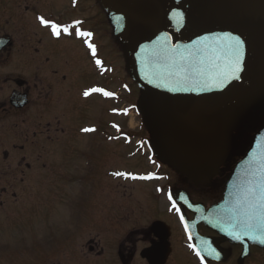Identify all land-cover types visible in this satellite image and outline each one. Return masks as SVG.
<instances>
[{
	"label": "flooded vegetation",
	"instance_id": "flooded-vegetation-1",
	"mask_svg": "<svg viewBox=\"0 0 264 264\" xmlns=\"http://www.w3.org/2000/svg\"><path fill=\"white\" fill-rule=\"evenodd\" d=\"M42 1L44 0H0V70L7 63H13V66L16 64V69L21 68L5 74L0 71V213L5 212L11 206L20 204L19 202L22 200L32 203L30 199L39 196L41 191L48 189V183L56 186L53 194L58 201L67 204L71 203L68 201L73 200V205L77 206L82 200V194L76 188L80 185L83 187L82 191L87 193L85 200L91 204L90 207L95 215L90 220L91 224L88 227L101 220L106 228L99 230L97 235L92 234L93 230H85L84 234L80 232L78 235L67 238L66 244L59 247L61 250L68 247L71 250H76V244L79 246V242H82L81 250L85 257H90L91 261L83 262L84 259L80 256L81 260L78 264H264V248L252 244L253 242L246 235L245 237L241 235V240L234 244L209 229L205 224H194L197 222V214L191 212L183 203V201H187L208 209L223 201L226 187L237 162L247 153L254 135L264 126V122L257 128L258 120L244 119L242 113H238L237 118L228 117L222 121L227 117L225 109L231 107L227 106L217 113V117L213 118L214 126L220 125V129H214L210 124L211 117H204V113H210L203 112L194 106L186 107L192 111L201 110L203 112L197 115V118L194 112L187 114L188 127L196 129L197 132V134L190 132L192 140H195L194 134L198 137L201 131L208 132L206 142L212 149L222 148L220 150L224 151L223 156L225 155L227 163H223L218 168L206 167L209 169L206 171L207 178L199 176L200 181L196 180L193 175L195 172L192 174L188 172L186 176L179 179V167L177 166V169L172 165L173 160L164 156L165 162L170 164L159 162L161 168H159L158 176L167 179L160 183L161 191H157V196L153 197L154 209L152 212H148V219L140 228H123L119 223H116L120 222L119 219H116V215L122 213V206L127 207L128 205L117 204L116 207H113L110 202L102 204V201L99 206L94 204L95 196L99 194L103 196L107 185H102L100 188L95 187L92 179L93 159L96 155L95 152H98L97 141L92 136L90 140L79 139V132L73 124H68L65 118L60 117L65 108H62L60 114L50 111L51 106L65 105L66 92L75 86L77 74L75 72L73 74L70 70L71 66L68 61L77 57L85 58L90 63L88 65L85 61V67L89 66L90 71L95 75L99 73L103 77L113 79L114 71L110 66L111 63L105 61L103 55L99 59L96 58L99 55V50H96L97 43H94L97 40L94 30L101 26L102 37H108V39L118 37L119 40V33L115 37L114 31L116 11L103 0H91L88 11L98 12L101 10L107 18L105 26H103L104 21L97 20L96 29L93 28V25L86 28L87 21L81 18L69 20L67 24L62 22L61 18L69 16L65 13L57 20L52 18L49 20L44 17L61 28L67 27L72 33L71 35L61 33L59 37H56L52 35L50 27L40 24L38 19L40 16L34 17L32 13L33 6L41 4ZM80 1L69 0L71 10L77 9ZM49 2L50 4L46 1L47 7L51 12H54L59 4L55 5L54 0ZM16 14L22 17L19 22L16 21ZM77 29L91 33L87 39L88 43L95 48V56L92 55V51L84 43V40L75 35ZM143 30L145 27H142L135 37L131 30L132 37H134L132 40H135L134 44L144 35ZM44 39L47 40V43ZM181 42H192V45L196 46L206 41L200 37H192L184 39V41L181 39ZM130 43L131 41L126 44ZM258 43L248 47L244 41H240V44L246 46L251 54L252 67L256 65L254 58L256 54L251 50L264 51V42L258 41ZM82 46L85 49L84 54ZM107 46L110 48L111 45ZM127 48L128 46L124 47V53H122L124 56L129 53L127 51L130 49ZM262 55H264L263 52H260L258 57L262 74L256 75L258 77L256 79L249 74L244 85L243 95L234 104L244 102L243 111L244 108L250 107L245 106L246 102L254 103L253 96L260 100L262 107L260 111L264 110V84H260L259 80V77H264ZM110 56L113 55L110 53ZM97 60L102 61V67L97 66ZM24 68L25 71L22 72L21 70ZM15 71L19 74H15ZM137 85V91L142 95L141 99L144 100L146 88ZM252 86L260 88V92L251 95L254 92V89H251ZM124 89L130 94L135 92V89L132 90L131 87ZM249 93L248 101L244 97ZM23 99H25V104L19 106ZM80 99H92V95L84 97L81 93ZM176 106L184 108L181 103H177ZM107 113L110 116V110H107ZM261 116L260 121L264 119V115ZM112 124L114 122L111 121L106 126L110 129ZM104 127V121H100L99 124L93 125L91 128L103 132ZM182 129L181 126L180 130ZM71 130L74 134H71ZM215 131L219 133L216 135ZM251 131L252 134L249 133ZM129 136L130 133L123 135L125 139H129ZM110 138L107 140L114 139V135L112 134ZM229 145L235 146L233 151L235 150L238 155L227 160L230 158L226 155V148ZM209 152L210 150H208ZM74 154L76 158L73 156ZM157 157L161 158V156ZM75 159L77 164L69 166ZM239 184H247V182ZM167 192L172 194L173 199L166 202L168 206L164 213H161V205L159 206L157 201L161 195L164 200H167ZM101 208L104 210H102L104 219L97 220L98 211ZM127 208L129 210L130 206ZM113 211H116L117 214L109 215ZM228 217L237 219V216L228 215ZM44 219L47 221V218ZM156 222L162 223L159 225L161 228H153V224ZM185 223L191 228L190 232L197 235L198 238L191 237L190 232L185 228ZM104 232L107 234L102 238L107 240L109 246L103 245L99 239V234ZM239 233L242 232L239 231ZM193 249L199 251L201 255L197 256Z\"/></svg>",
	"mask_w": 264,
	"mask_h": 264
},
{
	"label": "rangeland",
	"instance_id": "rangeland-1",
	"mask_svg": "<svg viewBox=\"0 0 264 264\" xmlns=\"http://www.w3.org/2000/svg\"><path fill=\"white\" fill-rule=\"evenodd\" d=\"M46 1L50 4V0ZM46 1L33 6L34 17L40 16L49 20L51 18L57 20L59 16L65 13L69 16L61 18L62 22L67 24L69 20L81 18L87 21L86 28L93 25L94 29H96L97 20L104 21L103 26L107 23V18L101 10L98 12L88 11L91 0H81L77 9L74 10H71L69 0H54L55 5L59 4L54 12H51L47 7ZM114 15L115 37L121 32V26L127 23L133 31L134 37L139 34L143 26L149 32L172 27L179 31L183 39L199 35L204 40L215 38L235 44L236 41L243 40L249 47L252 43L253 45L259 44L255 27L264 30V0H152L150 5L138 15H121L118 19L116 13ZM21 18L20 15L16 14L17 22ZM101 30V26L94 30L97 35V40L94 43H97L96 50H99V55L96 58L99 59L104 56V60L111 63L110 66L114 71L113 79L103 77L99 73L95 75L94 72L90 71L89 66L85 67V61L90 65L85 58L79 59L77 57L68 61L71 66L69 67L70 70L73 74L74 72L77 74L75 86L67 91L69 93L66 92L65 105L51 106L50 111L60 114L62 108H65L60 117L65 118L68 124H73L79 132V139L90 140L92 136L97 141L99 153L95 152L96 155L93 159L92 179L95 187L100 188L102 185H107L103 196L101 194L95 196L94 204L99 206L102 201V204L110 202L113 207H116L117 204L130 206L129 210L128 206H122V213L120 214L113 211L109 215H120H116V219L120 221L116 223H119L123 228L138 229L148 219V212H152L154 209L153 197L157 196L156 192L161 191L159 188L161 181L154 174L159 167L152 158L153 150L160 151V153H171L173 148L178 153L176 154L178 162L183 166H190V169L195 172V176L204 179L207 178L206 167L219 166L227 163V161L221 156L224 151L208 146L206 142L208 132L203 130L197 137L195 135L197 134L196 129L188 127L189 118L186 114L194 112L196 117L203 112L179 108L175 104L155 100H152V104L147 103L145 108L141 107L139 110V106H137L139 103L137 100L138 87L133 77L128 73L127 57L122 54L126 46H128L127 49H130L128 52L132 54L135 40L123 46L117 38L102 37ZM44 41L47 43L46 39ZM107 45H111L110 48ZM81 49L84 54L83 46ZM251 51L256 54L254 56L256 65L252 67L250 75L256 79V75L262 74L260 73L262 68L258 57L260 52L264 54V51L258 52L255 49ZM110 53L113 56H110ZM261 61L264 64V55L261 56ZM15 66L16 64L13 66V63H7L0 71L5 74L21 69L20 67L16 69ZM100 66L102 67V61ZM21 71L24 72L25 68ZM14 73L19 74L16 71ZM23 75L25 76V74ZM259 80L261 81L260 84H264V77H259ZM93 87L111 92L114 97L103 99L95 93L92 94V99H80L81 93ZM125 87L135 89L133 95H127L124 90ZM251 89H254L251 95L260 92V88L256 86H252ZM261 94L263 95V92ZM244 98L249 101L250 93ZM253 98L255 100L253 104L246 102L245 106H250L244 108L246 113L243 111L244 102H242L225 109L227 117L222 121L228 117L237 118L238 113H242L244 119L258 120L256 127H260L264 122V119L260 121L261 115H264V110L260 111L262 109L260 100L256 96ZM107 110L114 113V117L108 116ZM126 110H130V117L119 119V114L123 115L127 112ZM217 115V113H204V117H211L210 124L214 129H220L219 124L214 126L212 123L213 118ZM100 121H104L105 124L103 132L97 131L96 133V128L91 132L83 131L84 127L90 128L99 124ZM111 121L116 124L113 131L115 134H119L118 129L121 128H124L121 135L128 133V130L132 132L129 136L131 142L128 147L122 141L124 138L107 140L112 136L111 130L106 126ZM180 122L183 124L182 130L177 127ZM188 129L189 133H195V140L191 145L188 139L180 138ZM215 132L216 135L219 133L218 131ZM249 133L252 134V131ZM71 134H74L72 130ZM179 134L180 136H178ZM157 146L158 148L155 149ZM233 148H235L234 145H229L226 148V155L230 157L227 160L237 157L238 154L235 150L233 151ZM208 150H210L209 153ZM73 156L76 158L75 154ZM76 164L75 159L69 166ZM114 173H125L126 175L117 176ZM143 173L153 174L154 180L151 183H146L131 178V176ZM47 186L48 189L41 191L39 196L30 199L32 203H26L25 200H22L19 202L20 204L11 206L5 212L0 213V264H78L81 258L84 259L83 262L91 261L90 257H85L81 250L82 242H79V246L76 244L78 247H75L76 250H71L70 247H68L70 249H59L66 244L67 238L78 235L80 232L84 234L85 230H93L92 234L97 235L99 230L106 228L101 220L88 227L91 224L90 220L95 215L90 207L91 204L85 200L87 193L83 192V187L79 185L76 187L78 192L82 194L79 205L74 206L73 200L68 201L71 203L62 204L53 194L56 186H52L51 183H48ZM78 197L81 199L79 194ZM162 197L163 195L158 198L157 203L159 206L161 205V208H164H160L161 213H164L168 204ZM102 210L101 208L98 211L97 220L104 219ZM122 214L124 215L121 216ZM45 215L47 216L45 217ZM44 218H47V221ZM106 234L107 232L99 234V239L103 245L109 246L107 240L102 238Z\"/></svg>",
	"mask_w": 264,
	"mask_h": 264
},
{
	"label": "water",
	"instance_id": "water-1",
	"mask_svg": "<svg viewBox=\"0 0 264 264\" xmlns=\"http://www.w3.org/2000/svg\"><path fill=\"white\" fill-rule=\"evenodd\" d=\"M117 11L137 14L149 5L151 0H103ZM259 39L264 42V32L257 28ZM131 31L127 26L122 27L120 40L129 42ZM192 42L180 45V35L175 29H166L160 34L147 33L135 43V55L132 69L137 80L149 91L160 98L179 101L184 105L192 104L208 112H215L235 103L244 92L252 58L248 51L240 46V71L237 78L229 76L223 79L218 75L216 65L224 68L231 61L233 50L225 44L205 43L191 47ZM15 99V98H14ZM21 101V100H20ZM25 104V99L19 106ZM264 165V127L259 130L253 140L252 147L246 156L237 164L232 180L226 190L224 202L205 211L204 208L187 207L199 216L201 222L234 242L232 232L239 231L243 237V227L237 226V220H222V215L236 214L237 200L244 187L236 183L248 182ZM241 186H246L242 184ZM235 216V215H234ZM234 221L235 223H233ZM158 224L154 226L157 228ZM264 248L259 239L252 240Z\"/></svg>",
	"mask_w": 264,
	"mask_h": 264
},
{
	"label": "snow or ice",
	"instance_id": "snow-or-ice-1",
	"mask_svg": "<svg viewBox=\"0 0 264 264\" xmlns=\"http://www.w3.org/2000/svg\"><path fill=\"white\" fill-rule=\"evenodd\" d=\"M41 25L45 27H50L52 30V35L59 37L61 33L65 35H71L67 27L61 28L59 25L44 19L43 17H38ZM79 23V22H77ZM75 35L84 40L88 48L92 51V55L95 56V48L92 44L88 43V39L91 36L89 32H82L80 30L75 31ZM240 42L236 41L235 49L233 50V56L231 61L226 67L220 68L216 65V70L218 75L221 77V82L223 79H227L229 76L233 78L236 77V73L240 71ZM100 61L97 60V66H100ZM92 93H100L105 97H112L111 92H107L102 88H91L85 91L83 95L88 97ZM85 132L94 131V129L85 128ZM117 176H125V173H114ZM152 177H135L132 179H151ZM171 199V197H169ZM236 216H237V226L243 227V235L248 236L249 239L257 240L259 239L261 243H264V165L261 166L259 172L254 174L252 178L247 182L246 186L243 188L236 205ZM231 235L235 239H240L241 236L236 231L232 232ZM191 247V245H190ZM196 255L200 256L201 253L196 249Z\"/></svg>",
	"mask_w": 264,
	"mask_h": 264
},
{
	"label": "bare ground",
	"instance_id": "bare-ground-1",
	"mask_svg": "<svg viewBox=\"0 0 264 264\" xmlns=\"http://www.w3.org/2000/svg\"><path fill=\"white\" fill-rule=\"evenodd\" d=\"M146 33H149V31L148 30H143V34H146Z\"/></svg>",
	"mask_w": 264,
	"mask_h": 264
}]
</instances>
